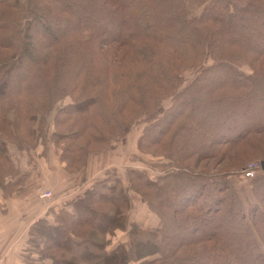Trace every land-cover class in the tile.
I'll list each match as a JSON object with an SVG mask.
<instances>
[{
	"label": "trees",
	"instance_id": "trees-1",
	"mask_svg": "<svg viewBox=\"0 0 264 264\" xmlns=\"http://www.w3.org/2000/svg\"><path fill=\"white\" fill-rule=\"evenodd\" d=\"M9 4L0 0V32L6 34L0 35L1 185L17 171L7 144L27 146L33 138L25 135L27 123L66 95L73 103L59 110L55 124L57 140H67L69 156L60 158L68 166L145 117L142 147L181 170L155 179L128 173L131 187L161 217V229L133 223L127 242L106 251L105 234L124 231L128 199L119 180L102 179L54 225L40 219L29 228L28 245L33 237L44 242L40 258L127 264L147 254L154 256L139 264H264V237L257 233L264 232V175L253 177L250 189L227 179L228 168L246 166L236 161L238 151L222 174L191 170L198 160L223 157L245 137L254 146L255 134L264 132L258 127H264V0H201L199 13L190 0H15V11ZM26 11L31 17L22 40L18 20ZM206 55L212 64L182 86V73ZM168 98L171 105L161 111ZM79 206L86 211L79 214ZM220 210L231 217L232 229L203 232Z\"/></svg>",
	"mask_w": 264,
	"mask_h": 264
},
{
	"label": "rangeland",
	"instance_id": "rangeland-1",
	"mask_svg": "<svg viewBox=\"0 0 264 264\" xmlns=\"http://www.w3.org/2000/svg\"><path fill=\"white\" fill-rule=\"evenodd\" d=\"M26 1V0H21ZM191 1V11L194 13H199L201 10L200 4L201 0H190ZM13 2L15 0H10L9 4V11H15L17 8H13ZM6 6V4H5ZM22 17L18 21V30H19V36L20 39L24 40V29H27L26 24V17H31L29 14L30 12L26 11ZM45 26V25H44ZM47 27V25H46ZM47 29V28H46ZM4 29H1V31ZM5 31V30H4ZM4 31L0 32V35L4 33ZM6 35L5 33L3 34ZM38 36V34H36ZM40 41V36H38V42ZM212 64V59L209 55H206L204 58V61L196 68L190 69L188 68L182 73L183 78V84L182 86H185L192 82L203 70L205 67ZM242 70L246 73L250 74L252 73V70L247 65L241 66ZM181 86V87H182ZM173 100L170 98L163 101L161 104V111L165 110L167 107L171 105ZM73 103L72 97L69 95L63 96L62 98L58 99L56 103L54 104L53 108L48 113H38L36 115V120L30 121L27 123V127H30V133L29 131L25 132L26 137H33L29 138L30 142H28V145L24 148L27 149V152H29V160H36V158L39 157V155L43 154L48 147L54 148V150L59 153V161L64 163L63 170L64 177L59 180V188L60 189H51V184L47 183V179L43 177L42 175L33 176L32 180L30 182V187L32 188L31 193L40 199L39 201L42 203H48L52 202L53 199H55L58 196L66 194V192H69L67 195L76 196H70L71 198L74 197L69 203H62L59 207L49 208L46 211L45 216L38 218L36 221L42 219L46 220L49 224H55L56 219L58 215H64L62 214V210L66 211H72L73 205L72 202L76 200L79 197H82L86 189L93 187L94 183L98 180L107 179V183H114L116 180H119L124 193H126V197L128 199L127 206L124 210V216L122 217L121 225H124V231H121L120 229H115L113 234H105L106 240L104 241V249L107 251L110 250L111 247L116 245L117 242H127V239L125 235L127 236V233L131 230L132 224L136 223L138 226L144 229H161L163 225V221L161 217L154 212L148 205L145 199L141 197L139 193H137L130 184L129 181V172L130 169H133L138 172H144L147 178L155 179V177L166 175V173H174L179 172V166L177 163H175L173 160L170 162V160L161 154H155L151 152L150 149H144L142 147V143L140 142L141 137L144 133H146V126L149 125V123L146 121L145 117H140L136 119L133 124L130 126V129L127 133L122 134L117 137H107V141L105 144H100L101 147L98 148H92L93 150L87 152L84 154V157L80 156L79 160L75 163H71L73 165L68 166L67 160H61V155H65L66 157L69 156L67 154V140H64L62 138H59L57 140L56 132L58 129V126L55 124L56 118L58 115V112L61 108L67 106L68 104ZM254 113V111H253ZM243 115H246V112H244ZM250 116V114H248ZM263 120V119H262ZM258 120L254 121L257 122ZM264 122V121H263ZM263 122H258L256 124H261ZM255 124H253L254 126ZM250 126V124L248 125ZM261 129L264 127L258 126ZM229 133V136H232L234 134L233 131L227 132ZM31 134V136H30ZM256 144L252 146L250 144L251 142L248 140L249 138L245 137V139L240 140V144L232 146L227 151V157L224 154L223 157H220V155L215 154V157L209 158V159H201L198 160V163L194 165L193 170L196 173L204 172V173H212V175L215 174H222L223 169L225 166V161H228V158H231V156H235L236 151L239 152V155L237 158L241 159V161L236 160L237 162L243 163L246 166L242 169L239 166H235L233 168H228V174L227 179H231L233 184L237 186V188H240L242 186H246L247 189H250V180L255 176H262L264 175V170L261 168V161L259 159H264V132L256 133ZM227 138L231 137H219L220 140H227ZM57 140V142H56ZM249 142V143H248ZM254 143V142H252ZM7 150L9 151L10 148L13 149V147H17L12 142L8 143ZM217 146V145H216ZM203 148L205 146H202ZM18 148V147H17ZM58 148V149H57ZM205 155L210 154L209 152H212L210 150H204L202 151ZM201 152V153H202ZM32 155V158L30 157ZM221 158V159H219ZM219 159V160H218ZM193 158L188 159L186 162L187 164L191 162ZM17 161V160H16ZM230 161V160H229ZM37 162H35L36 164ZM254 164L253 168V174L249 175L246 173L245 168L249 164ZM15 164V163H14ZM16 166V164H15ZM178 166V167H177ZM184 170V169H183ZM67 176V180H66ZM36 179V180H34ZM87 186L86 188H84ZM73 187L76 189L73 191ZM44 190L51 191V195L49 197H41L40 194ZM77 193V194H76ZM203 199V198H202ZM80 207V206H79ZM77 207L78 213H82L83 211H86L83 207ZM223 210L218 211V214L222 216H218L216 221L211 225L212 223H205L202 225L203 232H206L207 227H211L214 229L216 226L226 227L229 228L232 227L233 221L230 218H227L228 216H225V214L222 212ZM91 219L94 218V215L90 217ZM35 221V222H36ZM34 222V223H35ZM119 223V222H118ZM33 225V224H32ZM236 227V225H235ZM223 229V228H222ZM232 229V228H230ZM259 229V228H258ZM47 230V229H45ZM259 231V232H258ZM258 235L262 238L264 237V232L262 230H258ZM92 244H96L98 247H100L102 244L98 240V238L94 237L92 238ZM98 242V243H97ZM100 242V243H99ZM31 246V253H34L38 259H41L42 254L40 253L42 248H44V242L40 240L35 241L34 237L32 241H30ZM154 255H145L142 256L139 259H133L127 262V264H139L141 260L143 259H149ZM249 256H252V252L249 250ZM44 259H41V262H46L47 260L45 257ZM3 259V258H2ZM6 260V259H4ZM9 262V261H8ZM10 263V262H9ZM50 263V260L47 262ZM11 264V263H10ZM254 264H258V262L255 261Z\"/></svg>",
	"mask_w": 264,
	"mask_h": 264
},
{
	"label": "crops",
	"instance_id": "crops-1",
	"mask_svg": "<svg viewBox=\"0 0 264 264\" xmlns=\"http://www.w3.org/2000/svg\"><path fill=\"white\" fill-rule=\"evenodd\" d=\"M57 152L48 147L36 160L30 161L26 148L13 147L8 151V159L16 164L17 171L13 176H5L3 185L0 184V259H6L11 264H48L49 259L41 262L31 253L28 245L29 228L38 218L45 216L49 208L69 203L74 198L70 196L76 195L71 193L68 196L69 192H66L52 202L42 203L35 193H31L33 187L29 184L33 176L42 175L51 184V189H60L59 180L64 177L65 171ZM72 189L74 191L76 188Z\"/></svg>",
	"mask_w": 264,
	"mask_h": 264
},
{
	"label": "built area",
	"instance_id": "built-area-1",
	"mask_svg": "<svg viewBox=\"0 0 264 264\" xmlns=\"http://www.w3.org/2000/svg\"><path fill=\"white\" fill-rule=\"evenodd\" d=\"M254 164H249L246 168L245 171L247 174L252 175L253 174V168H254ZM255 169V168H254ZM51 195V191L49 190H44L43 192H41L40 196L41 197H49ZM0 264H10L7 260L4 259H0Z\"/></svg>",
	"mask_w": 264,
	"mask_h": 264
},
{
	"label": "water",
	"instance_id": "water-1",
	"mask_svg": "<svg viewBox=\"0 0 264 264\" xmlns=\"http://www.w3.org/2000/svg\"><path fill=\"white\" fill-rule=\"evenodd\" d=\"M261 168L264 170V160L261 161Z\"/></svg>",
	"mask_w": 264,
	"mask_h": 264
}]
</instances>
